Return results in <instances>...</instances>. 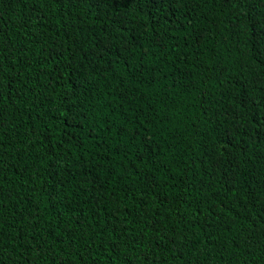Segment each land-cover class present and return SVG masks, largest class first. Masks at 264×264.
I'll return each mask as SVG.
<instances>
[{
  "label": "trees",
  "instance_id": "obj_1",
  "mask_svg": "<svg viewBox=\"0 0 264 264\" xmlns=\"http://www.w3.org/2000/svg\"><path fill=\"white\" fill-rule=\"evenodd\" d=\"M264 264V0H0V264Z\"/></svg>",
  "mask_w": 264,
  "mask_h": 264
},
{
  "label": "clouds",
  "instance_id": "obj_2",
  "mask_svg": "<svg viewBox=\"0 0 264 264\" xmlns=\"http://www.w3.org/2000/svg\"><path fill=\"white\" fill-rule=\"evenodd\" d=\"M46 261H47V258H46V256H44V257L41 259L40 263H41V264H44V263H46Z\"/></svg>",
  "mask_w": 264,
  "mask_h": 264
}]
</instances>
